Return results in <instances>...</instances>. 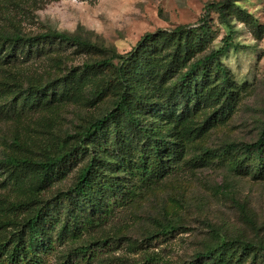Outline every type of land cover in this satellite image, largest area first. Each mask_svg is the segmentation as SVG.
Segmentation results:
<instances>
[{"label":"rangeland","instance_id":"374dc122","mask_svg":"<svg viewBox=\"0 0 264 264\" xmlns=\"http://www.w3.org/2000/svg\"><path fill=\"white\" fill-rule=\"evenodd\" d=\"M233 1L226 10L229 25L208 7ZM203 18L211 25V38L197 54L222 47L228 35L232 38L221 61L238 91L233 110L222 116L214 113L218 105L203 104L185 119L176 112L160 133L182 145L180 164L157 185L114 204L107 218L84 229L75 241L71 232L58 239L71 216V205L60 204L53 210L59 220L52 231L55 248L46 256L48 264L61 263L68 256L77 259L73 252L68 254L77 243L94 249V259H87L90 264H144L148 258L158 264H182L198 251L228 239L264 244V179L238 171L228 162L241 159L242 145L255 141L264 126V0H0V31L20 30L35 36L56 30L118 53L130 51L148 32L196 25ZM104 57V52L55 42L23 63L4 66L2 74L8 81L11 75L18 77L28 86L24 78L28 71H37L44 80H59L79 74L86 63ZM103 76L83 80L75 97H58L37 109L18 103L15 112L8 111L12 95L0 102L7 107L0 112V217L9 201L34 193L30 177L4 168L2 158L9 154L40 158L67 146L68 135L114 105L112 91L93 104L95 82ZM210 115L213 122L202 128ZM14 139L28 150L16 148ZM230 145H235L232 152ZM212 153L225 160L211 161ZM81 164L72 165L62 180L42 189L41 196L56 201L62 190L73 185ZM9 231L11 227L1 228L0 236ZM250 263L251 258L244 262Z\"/></svg>","mask_w":264,"mask_h":264},{"label":"trees","instance_id":"16d2710c","mask_svg":"<svg viewBox=\"0 0 264 264\" xmlns=\"http://www.w3.org/2000/svg\"><path fill=\"white\" fill-rule=\"evenodd\" d=\"M234 2L210 3L208 7L217 10L221 22L229 25L226 10ZM210 27L203 18L196 25L148 32L125 53L56 30L35 36L20 30L0 31V102L12 95L8 111L15 112L18 103L33 110L58 97L73 98L81 91L79 85L83 80H92L103 73L102 79L95 82L93 104L111 91L116 93L114 105L104 115L67 136V146L40 158L29 154L2 158L4 168L30 177L34 193L22 200L9 201L1 214L0 229L11 227V231L0 236V264H48L46 256L55 248L52 231L59 220L53 210L60 204L71 205V216L58 239L71 232L75 241L84 229L107 218L114 204L133 199L142 189L155 186L168 176L180 164L183 147L178 139L161 134L160 128L176 112L185 119L203 104L218 105L214 113L222 116L233 110L238 91L221 61L232 38L228 35L222 47L197 54L211 38ZM55 42L104 52L106 57L86 63L79 74L72 73L59 80H44L37 71L25 73L28 86L13 75L10 81L6 80L2 74L4 66L23 63ZM109 71L112 72L105 75ZM5 104L0 103V112L7 109ZM213 120L210 115L202 128ZM13 144L28 150L18 139ZM234 147L230 145L229 151ZM240 151L241 159L228 162L238 171L245 170L256 179H264V126L258 138L244 143ZM208 159L225 160V157L212 153ZM79 163L82 164L73 185L62 190L56 201L41 196L42 189L62 180L69 168ZM93 250L89 244L77 243L68 253L73 252L77 259L68 256L58 264H90L87 259L90 256L94 259ZM248 258L250 264H264V244L238 237L198 251L182 264H244ZM144 264L158 263L148 258Z\"/></svg>","mask_w":264,"mask_h":264}]
</instances>
